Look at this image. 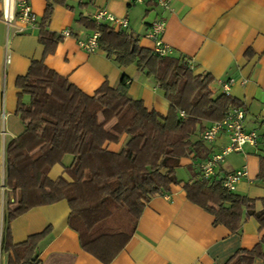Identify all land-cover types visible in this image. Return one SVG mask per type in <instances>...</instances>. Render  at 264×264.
Here are the masks:
<instances>
[{
  "label": "crops",
  "instance_id": "0c3cea01",
  "mask_svg": "<svg viewBox=\"0 0 264 264\" xmlns=\"http://www.w3.org/2000/svg\"><path fill=\"white\" fill-rule=\"evenodd\" d=\"M166 1L167 6L133 0L57 2L49 29L60 34L69 30L72 35L62 34L55 53L45 57L39 24L49 0H0V264H9L11 255L3 247L7 203L12 196L5 185L6 145L26 128L17 112L21 90L16 82L28 72L33 60L44 59L48 67L90 95L105 82L117 87L128 76V93L132 98L141 99L149 109L164 114L169 110L170 102L164 91L137 65L122 66L108 52L100 48L89 52L80 45V41L94 33L82 19H93L98 8L127 17L129 26L125 31L138 36L140 45L149 49H154V40L148 35L152 23L165 19L162 38L169 47L168 54L186 58L195 74L213 75L218 93L231 94L241 103L246 112L245 128L257 131L258 144H247L243 151L226 155L216 173L222 176L246 167L248 176L238 183L234 192L254 199L264 197V182L258 179L260 157L264 155V0ZM23 2L30 4L36 23L21 19ZM231 80L226 91L224 83ZM22 99L29 103L30 95H23ZM213 123L207 122V127ZM200 138L201 132L193 139ZM127 139L124 136L120 143H111L109 148L119 151ZM227 141L222 133L213 142H204L207 155L192 153L183 158L180 167L189 175L180 179L188 181L199 175L200 164L221 152ZM59 153L52 152L53 161ZM73 159L72 154H66L62 162L54 164L51 178L57 179L64 173L65 166L71 165ZM201 199L206 201L204 197ZM257 205L258 209L262 208L261 202ZM69 215L66 200L36 206L11 222L12 240L20 243L51 227L49 238L38 251L40 264H104L82 248L78 231L69 225ZM263 236L264 229L254 216L244 218L240 231L232 232L216 223L214 215L202 204L190 200L180 184L172 185L170 193L155 196L147 204L131 241L110 264H228L241 249H253ZM254 263L264 264V256L257 257Z\"/></svg>",
  "mask_w": 264,
  "mask_h": 264
},
{
  "label": "trees",
  "instance_id": "16d2710c",
  "mask_svg": "<svg viewBox=\"0 0 264 264\" xmlns=\"http://www.w3.org/2000/svg\"><path fill=\"white\" fill-rule=\"evenodd\" d=\"M57 2L65 0H49L39 24L45 57L55 53L63 38L49 29ZM82 21L100 33L99 48L109 57L122 66L137 65L153 77L170 107L164 114L132 98L128 76L117 87L105 82L90 95L48 67L44 59L33 60L16 82L21 90L17 112L26 128L6 145L5 185L12 196L3 247L11 252L9 264H40L38 251L52 231L48 227L14 243L11 222L36 206L62 200L69 204V225L78 231L82 248L104 264L112 263L126 248L152 198L170 193L172 185L180 184L190 200L202 204L216 223L232 232H239L244 218L250 216L264 229V197L237 194L228 191L222 179H205L201 164L200 174L193 179L185 181L177 175L183 158L208 154L202 138L207 122L223 120L241 103L231 94L218 93L215 77L195 74L186 58L143 47L132 32L94 19ZM26 94L29 103L22 99ZM200 132L201 138L194 140ZM124 136L128 139L119 151L109 148ZM53 151L60 153L50 162ZM66 154L74 156L72 164L57 179L51 178L54 164ZM259 166L258 179L264 182V155ZM259 256H264V236L253 249H241L228 264H255Z\"/></svg>",
  "mask_w": 264,
  "mask_h": 264
},
{
  "label": "built area",
  "instance_id": "2783aa9c",
  "mask_svg": "<svg viewBox=\"0 0 264 264\" xmlns=\"http://www.w3.org/2000/svg\"><path fill=\"white\" fill-rule=\"evenodd\" d=\"M134 3H158L162 6H167L166 0H133ZM20 17L23 21L34 24L36 23V15L32 12L29 3L23 2L20 6ZM8 19V16H7ZM93 19L97 23H108L109 26L116 30H126L129 26L127 17H118L108 11L106 8H98L93 14ZM166 20L159 18L152 23L149 31V37L154 40V49L160 55H167L169 47L164 43L162 35L166 29ZM64 36H71L69 30L62 32ZM100 33L94 32L87 40L80 41V45L89 52H94L99 48L98 38ZM9 60V56H8ZM233 80L224 83L225 90H229ZM182 116H186L185 112H180ZM2 115L5 117V110H2ZM246 112L242 107H233L223 120L214 122L203 133L202 138L205 142H213L220 134H225L227 137V144L223 147L222 151L214 153L205 162L201 164V171L205 179H222L223 186L228 191H235L240 181L248 176L246 167L228 172L222 176L217 175L216 170L220 163L224 160L225 156L232 152L243 151L245 145L250 144L257 146L259 135L257 131H248L245 128ZM2 134L5 136L6 131L3 130Z\"/></svg>",
  "mask_w": 264,
  "mask_h": 264
},
{
  "label": "rangeland",
  "instance_id": "374dc122",
  "mask_svg": "<svg viewBox=\"0 0 264 264\" xmlns=\"http://www.w3.org/2000/svg\"><path fill=\"white\" fill-rule=\"evenodd\" d=\"M261 132V131H260ZM262 133V132H261ZM54 155H51V157L49 158V161L50 162H52L53 160H54ZM177 175H178V177L180 178V177H187L188 175H189V172L187 171V170H185V169H183V168H179L178 170H177ZM4 227H5V222H4Z\"/></svg>",
  "mask_w": 264,
  "mask_h": 264
}]
</instances>
